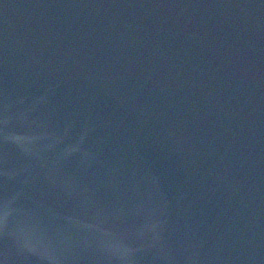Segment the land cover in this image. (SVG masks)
I'll return each mask as SVG.
<instances>
[{
    "label": "water",
    "instance_id": "water-1",
    "mask_svg": "<svg viewBox=\"0 0 264 264\" xmlns=\"http://www.w3.org/2000/svg\"><path fill=\"white\" fill-rule=\"evenodd\" d=\"M0 264H264V0H0Z\"/></svg>",
    "mask_w": 264,
    "mask_h": 264
}]
</instances>
